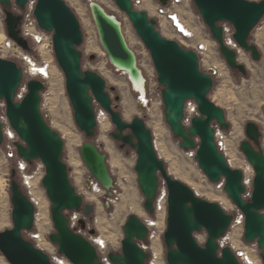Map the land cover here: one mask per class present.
<instances>
[{
	"label": "water",
	"instance_id": "1",
	"mask_svg": "<svg viewBox=\"0 0 264 264\" xmlns=\"http://www.w3.org/2000/svg\"><path fill=\"white\" fill-rule=\"evenodd\" d=\"M31 0H15L24 10ZM129 18L137 35L149 51L165 107V119L172 134L181 139V148L196 151V162L213 184L224 180V191L245 218L244 241L257 243L262 251L264 264V151L261 149L259 126L250 122L240 150L255 171L250 200L244 196L242 170L233 169L227 157L216 143V126L222 131L230 130L226 112L209 98L214 86V72H203L199 56L176 40L167 39L157 30V21L145 11L134 8L132 0H113ZM167 6L168 0H157ZM199 15L209 29L219 52L229 69L247 75V67L239 62V53L230 48L225 40L223 24L234 29L233 39L239 49L250 54L255 62L262 59L259 48L250 43L252 32L264 18V0H192ZM12 0H0L5 15L8 38L23 51L31 50L29 41L22 35L23 17L11 11ZM90 12L96 27L99 43L112 67L127 72L132 78L143 73L137 68V56L129 47L122 24L97 4H90ZM34 16L40 30L52 34L56 60L66 79V91L74 110L75 123L87 142L80 148L83 163L96 184L112 197L115 181L111 175L108 156L91 142L98 126L95 103L108 114L116 133L112 138L121 143V149L129 147L136 152L135 172L144 201V209L155 214V203L162 178L168 192L167 227L164 233L167 264H241L230 247H221L235 217L217 203L200 197L187 185L172 177L165 162L155 148L153 133L143 119L124 121L116 110L107 91V82L97 73L84 71L82 53L84 42L79 19L64 0H36ZM24 78L23 70L12 61L0 58V102L6 105V117L16 132L18 157L28 165L40 161L45 168L42 185L51 203V217L55 233L49 241L57 247L58 254L71 264H102L95 246L70 226L68 212L81 213L82 230L87 229L86 219L93 216L95 206L85 202L73 186L68 165L64 161L65 143L58 132L47 123L41 111V93L45 85L31 80L25 97L18 101L17 95ZM115 90V88H112ZM195 102L199 116L191 125L184 123L188 102ZM1 115V108H0ZM3 124L0 120V146L4 144ZM12 173L11 205L13 228L0 231V253L9 264H53L50 256L27 241L23 233L35 228L36 208L25 194L21 184ZM93 183L87 181L91 188ZM109 208V204H106ZM208 235L204 246L196 240V234ZM96 232L91 231L94 235ZM124 239L120 253H110L112 264H149L150 255L142 248L150 230L137 216L131 215L123 227Z\"/></svg>",
	"mask_w": 264,
	"mask_h": 264
},
{
	"label": "rangeland",
	"instance_id": "2",
	"mask_svg": "<svg viewBox=\"0 0 264 264\" xmlns=\"http://www.w3.org/2000/svg\"><path fill=\"white\" fill-rule=\"evenodd\" d=\"M64 1L79 19L83 32L84 42L79 49L82 53L83 70L97 73L107 82V91L113 99L116 110L122 115L124 121L131 123L135 118L143 119L153 133L155 148L159 157L165 162L168 173L191 188L198 197L210 203H217L225 212L233 215L235 219L240 218L242 212L233 204L224 191V180L218 184L211 183L195 160L196 151L183 150L180 146L182 140L172 134L165 119V107L162 101L163 88L159 85L153 92H149L146 101L143 102L139 94L132 90L127 75L111 66L106 53L99 43L89 4L93 2L99 3L109 15L116 17L122 24L123 33L129 47L137 56L138 67L145 74L153 73L154 65L150 53L137 35L129 18L117 7L113 0ZM249 1L260 2L261 0ZM12 3L11 11L23 17L21 25L22 35L29 41L31 48L29 52H25L8 38L5 15L3 7L0 6V34L5 36L3 44L0 45V58L15 62L24 72L17 100L20 101L25 97L28 92L27 85L31 80H40L44 83L45 89L41 93L42 114L47 123L53 130L59 133L65 143L64 161L68 165L73 186L76 188L78 194L85 199L86 203L95 206L93 216L86 219V230H81L77 220L73 221L75 217L83 219L82 216L74 212H68L67 216L70 219L71 228L88 240H105L110 253H120L124 239L123 227L131 215H137L145 224L149 225V238L142 245L150 255L148 263L158 264L159 261V264H167L164 233L167 227L168 207H166L165 211L155 212L154 215H150L145 211V199L140 192L138 177L135 172L136 152L129 147L121 149V143L112 138V134L116 133V127L112 124L108 114L95 103L98 126L91 142L102 153L108 156L109 169L115 181V189L112 190L113 196H106L103 190L97 186L81 159L80 148L88 139L75 123L74 110L66 91V79L55 57L52 34L40 30L35 19L34 9L36 0H31L24 10L16 6L15 0H12ZM187 17L200 40L206 41L211 47L209 51H212L213 61L211 62L208 58L205 59L204 62L200 63L201 70L208 72L211 68H214L217 72L214 76V86L209 98L226 112L230 130L224 132L217 126L215 128L219 132L220 137L226 140L227 149L225 150V156L229 165L233 169L244 171L245 181L247 182L245 184L247 189L245 196L247 200H250L255 171L241 152L240 145L243 141L248 140L245 133L246 125L254 122L260 128L261 149L264 151V18L250 37V43L257 46L261 52L262 59L259 62L253 61L250 54L239 49L233 39V27L229 24H223L227 29L225 39L228 46L238 51L239 62L247 67V75L244 76L238 71L229 69L193 1L187 11ZM35 33L43 35L44 39L41 43H36L34 40L32 35ZM165 37L172 40V36L168 33H165ZM90 44L93 45L92 50L89 48ZM24 57H27L30 62H27ZM242 58L244 62L240 60ZM32 66L38 69H45L46 75L42 76L39 73L36 75L31 74L32 71L30 70ZM155 77H157L156 72ZM112 88H115V90H112ZM0 108L1 123L7 127L9 121L6 117V105L4 102H0ZM62 116L64 119L66 117L65 122L75 136V143H71L73 139L62 128L65 125L61 122ZM188 116L190 119L186 118L188 119L186 125L190 126L192 119L199 116V113L195 116ZM154 122L160 124L163 134L156 132ZM103 126L107 127L106 135L103 133ZM103 136L105 137V142H103ZM106 145L109 146V149L106 148ZM6 146V143L0 146V183L3 186V190L0 191V214L4 211L5 217L2 224L0 222V231L13 228L11 218V181L13 171L16 172L15 180L19 184L22 182L16 160L6 161ZM117 162H120L118 163L120 166ZM29 173L34 175L36 188L43 199V211L41 207V210L37 211V229H40L44 235L50 236L55 233V228L51 217V203L42 185L45 168L40 161H36L32 165H29ZM87 181L93 183L91 188L87 186ZM160 190L161 192L166 190V185L162 178L160 179ZM92 192L99 194L94 201L88 200L87 196ZM129 197H133L132 199L136 202L141 213H135L132 210V203L129 201L131 198L129 199ZM106 204H109V208H106ZM153 224H157V226ZM94 230L96 233L92 235L91 231ZM23 236L27 241L35 245L30 233L24 232ZM207 238L208 235L204 231L196 234V240L201 246L205 245ZM41 245L42 250L50 256L53 249L45 243ZM220 245L221 247H230L234 249L233 251L244 247L254 250V252L246 251V253L248 252L252 256L256 264H263L261 260L262 251L256 249L257 243L247 244L244 241V225L243 227L230 229L226 237L220 241Z\"/></svg>",
	"mask_w": 264,
	"mask_h": 264
},
{
	"label": "built area",
	"instance_id": "3",
	"mask_svg": "<svg viewBox=\"0 0 264 264\" xmlns=\"http://www.w3.org/2000/svg\"><path fill=\"white\" fill-rule=\"evenodd\" d=\"M132 3L136 10L147 12L151 18L157 21V30L163 36H165V33H168L170 36H172V40H176L184 48L196 52L197 55L199 56L200 63L204 62V60L207 58L206 54L209 48V44L206 41L200 40L196 31L193 29L189 18L187 17V11L192 3V0H168L167 6H162L158 1L155 0H132ZM224 32L226 35L227 29L225 27H224ZM32 36L36 41V43H41L44 39L43 35L40 33H35ZM24 58L27 62H30L27 57ZM210 70H213L214 76L217 74L214 68H211ZM143 77L145 81L144 93L136 90L134 91L138 93L141 100L145 102L148 97V93L153 92L154 89H156L159 86V83L157 77H155L154 69H153V73L150 74L147 73L145 74V72H143ZM185 112H186L185 119L187 117L190 119L188 115L190 116L198 115L199 112L196 103L193 101L188 102L185 107ZM187 122L188 119L184 120L185 125L187 124ZM3 134L5 139L4 144L6 143L7 145L6 154H5L6 161L16 160L17 169L22 179L21 186L25 194L29 198V200L34 204L36 208L35 228L33 231L28 232L30 233L32 241L35 243V246L41 250H42L41 248L42 243L49 245L53 249L52 253L50 254V258L53 264H71L69 260H67L64 256L58 254V249L49 241V236L44 235V233H42L40 229H37V216H38L37 211L41 210L40 207H42L43 205H42L41 195L39 194L36 188V184L34 181L35 177L34 175H31L29 173V165L18 157L16 143H19L21 141L18 135L16 134V132L11 128L10 124H8L7 127L6 125H3ZM216 143L220 151L225 155V150L227 149L226 140L223 139V137H220L219 132L217 131H216ZM245 182L246 181L244 174V185L247 184V182L246 183ZM37 192H38V196L40 195L39 197L37 196ZM244 198L246 199V196H244ZM167 200H168L167 189L162 192L159 189V193L155 203V211L156 212L163 210L165 211L167 207ZM76 214L81 215L83 218V215L81 213H76ZM76 220L78 221L79 224V221L81 219L75 217L73 221ZM244 221L245 218L244 215L242 214L240 218L234 219L231 229L235 227H243ZM147 226L149 228V225ZM89 241L95 246L102 264H112L109 260L110 251L108 249L107 242L102 239L101 241H98V239H93ZM102 241H105L106 243ZM143 244L144 243H142L141 246ZM256 247H257L256 249H259L258 244L256 245ZM142 248L146 249L143 246ZM246 251L254 252V250H249L248 248L245 247L234 251L241 264H249L248 258L246 256ZM0 264H9L6 258L1 253H0Z\"/></svg>",
	"mask_w": 264,
	"mask_h": 264
},
{
	"label": "bare ground",
	"instance_id": "4",
	"mask_svg": "<svg viewBox=\"0 0 264 264\" xmlns=\"http://www.w3.org/2000/svg\"><path fill=\"white\" fill-rule=\"evenodd\" d=\"M93 3H96V2H93ZM97 4H99V3H97ZM90 5V4H89ZM100 5V4H99ZM4 40H5V36L4 35H2V34H0V45H2L3 44V42H4ZM228 45V44H227ZM89 48L92 50L93 49V45L92 44H90L89 45ZM209 48H211L210 46H209ZM209 48H208V51H207V58L209 59V60H211V62L213 61V58H212V56H213V54H212V51H209ZM206 58V59H207ZM242 62H244V59L242 58V59H240ZM211 65V64H210ZM217 65V64H216ZM212 66H214L213 64H212ZM102 67H104L103 65H102ZM137 68H139L138 67V62H137ZM140 69V68H139ZM141 70V69H140ZM30 71H32V73L31 74H34V75H36L37 73H39L40 75H42V76H45L46 74H45V69H38L37 67H35V66H32L31 67V70ZM142 71V70H141ZM120 72H122V71H120ZM143 73V72H142ZM124 74L125 75H127V77H128V80H129V83H130V85H131V87H132V90L134 91V90H136V91H139V92H144L145 91V81H144V77H143V74L141 75V76H139V78H132L131 76H130V74L129 73H127V72H124ZM64 116V115H63ZM61 117V122H62V124L64 123L65 125L62 127V128H64V132L66 133V134H68L73 140H72V142L71 143H75L76 141H75V136L72 134L73 132H71V130H70V128L68 127V125H67V123L65 122V119H66V117H65V119H64V117ZM58 119V118H57ZM157 120V119H156ZM155 123V130H157L156 132H159L160 134H163V130L161 129V126H160V124L159 123H157V122H154ZM70 126V125H69ZM106 128L107 127H105V126H103V128H102V130H103V133H104V135H106V133H107V130H106ZM76 135V134H75ZM77 136V135H76ZM77 139H78V137H77ZM103 142H105V137L103 136ZM78 141V140H77ZM70 143V142H69ZM107 146V149H109V146L108 145H106ZM118 160V159H117ZM118 163H120V162H117V164ZM119 165V164H118ZM120 166V165H119ZM1 190H3V186H2V183H0V191ZM37 196H38V192H37ZM40 196V195H39ZM38 196V197H39ZM88 196V200H92V201H94L98 196H99V194L97 193V192H92V193H90V194H88L87 195ZM128 197V196H127ZM131 197H129V199H130ZM133 198V197H132ZM131 198V200H129L131 203H132V210L135 212V213H141V210L138 208V206L136 205V202L134 201V199H132ZM43 200V199H42ZM128 201V202H129ZM43 203V202H42ZM43 205V204H42ZM41 209H42V211H43V207H41ZM44 216H45V214H44ZM46 217V216H45ZM4 211L3 212H1V214H0V222H1V224H2V221H4ZM4 223V222H3ZM44 225V224H43ZM154 226H157V224H153ZM44 229V228H43ZM101 241V240H100ZM102 242H104V243H106L105 241H102ZM246 256H247V258H248V261H249V264H256L255 262H254V260H253V258H252V256L247 252L246 253ZM158 264H159V261H158Z\"/></svg>",
	"mask_w": 264,
	"mask_h": 264
},
{
	"label": "flooded vegetation",
	"instance_id": "5",
	"mask_svg": "<svg viewBox=\"0 0 264 264\" xmlns=\"http://www.w3.org/2000/svg\"><path fill=\"white\" fill-rule=\"evenodd\" d=\"M120 147H121V145H120ZM124 148H126V147H124Z\"/></svg>",
	"mask_w": 264,
	"mask_h": 264
},
{
	"label": "crops",
	"instance_id": "6",
	"mask_svg": "<svg viewBox=\"0 0 264 264\" xmlns=\"http://www.w3.org/2000/svg\"><path fill=\"white\" fill-rule=\"evenodd\" d=\"M107 148V147H106Z\"/></svg>",
	"mask_w": 264,
	"mask_h": 264
}]
</instances>
